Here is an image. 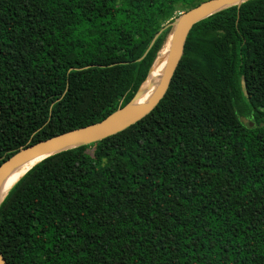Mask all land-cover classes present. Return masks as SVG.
<instances>
[{
	"label": "trees",
	"instance_id": "obj_1",
	"mask_svg": "<svg viewBox=\"0 0 264 264\" xmlns=\"http://www.w3.org/2000/svg\"><path fill=\"white\" fill-rule=\"evenodd\" d=\"M204 1L0 0V165L131 102L178 7ZM0 253L6 264H264V0L193 26L142 120L22 176L0 204Z\"/></svg>",
	"mask_w": 264,
	"mask_h": 264
},
{
	"label": "water",
	"instance_id": "obj_2",
	"mask_svg": "<svg viewBox=\"0 0 264 264\" xmlns=\"http://www.w3.org/2000/svg\"><path fill=\"white\" fill-rule=\"evenodd\" d=\"M246 1L248 0H208L180 14L171 25L172 30L165 47L166 59L156 91L148 99L144 101H137L140 95V90L146 81L145 80L131 102L123 108L110 114L102 121L55 136L37 144L21 148L11 157L4 159L0 165V195L6 176L15 166L42 158L38 162L40 163L54 154L104 140L126 130L130 126L142 120L164 97L169 87L171 78L183 55L186 38L193 26L224 9L240 5ZM9 190L2 198L0 197V204ZM0 264H6L1 253Z\"/></svg>",
	"mask_w": 264,
	"mask_h": 264
},
{
	"label": "bare ground",
	"instance_id": "obj_3",
	"mask_svg": "<svg viewBox=\"0 0 264 264\" xmlns=\"http://www.w3.org/2000/svg\"><path fill=\"white\" fill-rule=\"evenodd\" d=\"M166 59V51L162 52L159 56L155 64L153 65L146 81L144 82L141 90L140 95L137 101H144L148 99L157 89L160 77L163 71L164 63ZM36 159L33 161L25 162L15 166L6 176L3 185H2V192L0 197L2 198L5 193L33 166H35L40 160Z\"/></svg>",
	"mask_w": 264,
	"mask_h": 264
},
{
	"label": "rangeland",
	"instance_id": "obj_4",
	"mask_svg": "<svg viewBox=\"0 0 264 264\" xmlns=\"http://www.w3.org/2000/svg\"><path fill=\"white\" fill-rule=\"evenodd\" d=\"M178 9H179L178 13H177L176 15H174V18H173L172 20L176 19L180 14H182V13L185 12L184 9H183L182 7H178ZM164 24L166 25V23H164ZM167 24H168V23H167ZM242 121H243L244 123L247 122V121L244 120V119H242Z\"/></svg>",
	"mask_w": 264,
	"mask_h": 264
}]
</instances>
